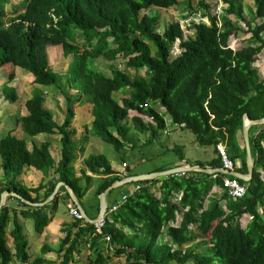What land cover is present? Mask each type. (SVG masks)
<instances>
[{"label": "trees", "instance_id": "1", "mask_svg": "<svg viewBox=\"0 0 264 264\" xmlns=\"http://www.w3.org/2000/svg\"><path fill=\"white\" fill-rule=\"evenodd\" d=\"M223 2L225 7L219 16L211 12L207 0L199 1L201 18H207L209 23L192 21L193 37L184 39L179 21L168 23L161 32L160 13L142 14L150 8L179 6L181 0H24L13 5L11 17V0H0V69L11 64L29 72L36 85L62 90L68 85L77 92L64 93L66 114L59 125L45 106L44 92L34 90L26 101L28 114L20 117L18 123L29 137L61 136L62 158L56 164L58 181L70 186L79 201L92 186V176L87 172L103 176L97 197L121 179L104 154L89 155L81 175H76V143L71 125L75 105L82 100L92 106V136L118 151L130 139L125 122L130 111L155 123L148 126H153V135L166 128L165 116L153 106L159 103L174 124L193 132L198 144L214 148L215 156L209 164L196 165L222 168L217 147L223 144L236 167L241 160L238 172L247 174V154L238 145L237 133L243 128L245 115L252 120L264 118V78L255 65L264 52V0H252L254 6L247 15L244 0ZM242 24L251 33L249 44L234 51L229 41L237 33H245ZM78 31L85 39L82 45L75 38ZM177 40L181 52L172 58ZM59 45L64 56L73 55L65 76L50 66L48 48ZM119 57L127 68L145 70V76L132 77L119 68L107 75L94 66L95 59L113 62ZM10 77L14 78L13 72ZM119 91L127 93L121 103L114 98ZM6 95L12 101L18 99L11 86ZM134 122L137 128L147 129L140 117H134ZM253 128L256 132H250V148L254 172L248 182L239 179L248 187L244 197H229L223 188V174L213 177L190 171L183 176L138 181L137 188L126 194L122 205L108 215L103 235L96 233L93 224L82 220L74 219L62 227L64 238L56 250L61 258L58 264H74L83 244L93 251L88 264H107L112 256L122 255L124 264H186L190 260L195 264H264V125ZM50 146L47 141L30 150L25 139L11 132L3 136L0 158L5 181L0 184V195L9 191L38 202L30 192H38L43 185L28 189L18 178L25 167L42 171L53 168L56 162ZM179 158L183 160L184 156L180 154ZM54 187L52 183L48 195ZM214 187L221 190L219 197L213 196ZM60 193L64 202L71 199L66 187ZM58 200L57 195L52 204L34 208L24 205L27 209L20 214L31 213L35 230L41 234L52 218L48 208L56 209ZM99 210L100 205L96 212ZM245 214L250 221L243 227L240 219ZM12 218L10 247V210L8 206L0 210V264H57L44 257L50 252L47 246L42 248V256L32 259L18 213L14 212ZM192 226L197 234L191 231ZM164 233L169 240L160 243ZM104 235L111 236L109 243L103 241ZM197 239L200 240L194 243Z\"/></svg>", "mask_w": 264, "mask_h": 264}, {"label": "rangeland", "instance_id": "2", "mask_svg": "<svg viewBox=\"0 0 264 264\" xmlns=\"http://www.w3.org/2000/svg\"><path fill=\"white\" fill-rule=\"evenodd\" d=\"M22 1L24 0H11V4L8 5V10H9V16H13V5H19ZM183 3L179 6L170 8V9H165V8H150L148 10H145L142 12L152 14L153 12H158L161 15V22L159 25V31H163V29L167 26L168 23L172 21H179L181 24V27L184 31V39H190V37H193L194 31L190 29V23L192 21H195L196 23L201 22L200 20L205 21V23H209L208 19H201V12L200 9H198L199 1L201 0H181ZM207 3L211 5V12L213 14L217 15H222L223 10L225 7V3L223 0H207ZM244 5L246 7V15L249 14V8H253L254 4L252 0H244ZM242 28L244 29L245 33H237L236 35L232 36L230 38L229 44L230 48L233 49L234 51H237L241 49L243 46H246L249 44V37L251 36V33L248 32L247 27L242 24ZM248 32V33H247ZM74 33V31H73ZM76 41L79 45H82L84 42V37L79 33V31L75 35ZM264 36V33H263ZM180 41L177 40L172 48V58L176 57L177 55L180 54L181 48L179 45ZM49 50V49H48ZM53 51V55L50 58V66L53 68L54 71L60 73L61 75H66L69 64L71 60L73 59V55L69 56H64L63 54V48L61 45L56 46L55 48H51V53ZM258 60L256 61L255 65L258 68L261 76L264 78V52L258 56ZM9 65V64H8ZM7 66L4 65L3 72L0 74V127L1 124H3V121L1 120L5 119V117L9 113H13L15 111L19 112L20 109L25 110V99L29 94H33L34 90H39L41 89L44 93V99L45 103L47 102V106L51 107L54 114L55 118L59 121L62 118V114L66 113V100L64 97V93H67L69 95H76L77 92L73 90L71 87L68 85H64V89H58L55 86L51 87H46V86H41V85H34L33 83L31 86L29 85L28 78L29 76H24L22 83L26 84L25 90H22V86H16L15 91L16 94L19 96L18 102L11 101L10 99H7L6 93L10 91V86L14 85L12 83V80H10V71L12 70L11 68L9 70H4L5 67ZM94 66L98 70L104 72L107 75H111L113 69H121L125 70L126 72L130 73L132 77H140V76H145V70H140L136 72L134 69L127 68L125 66V61L119 57L115 61L110 62L107 61L104 58H98L94 60ZM11 67V65H10ZM14 70L16 72H26L23 68H17L15 67ZM12 70V71H14ZM11 71V72H12ZM15 75V72L13 73ZM4 80L1 81V80ZM3 82V83H2ZM11 84V85H10ZM34 87V88H33ZM44 89H42V88ZM32 90V93L30 90ZM30 92V93H29ZM63 93V94H62ZM127 95L126 92L119 91L114 93V98L121 103L122 99ZM76 105H80L79 109H76L77 116L75 118L76 123L79 121V116L81 114L80 109L82 111L85 109V107L90 108L91 104L90 103H85L83 100L80 102H77ZM75 105V107H76ZM160 113H162L165 116L166 120V128L164 130H160L156 133V135H153V130L152 128L155 123L148 118L147 116L141 115L135 111H130L128 118L125 120L129 127V142L126 143L123 149L121 150H116V148L112 145L109 144L108 142L102 140L99 137H96V143H94L92 146L87 145V150H86V156L91 155V154H104L108 160L111 162H114L116 165H122L123 161H126L131 169L132 173H146L152 170H157V169H164L167 170L169 168H172L177 160H180L179 155L182 154L186 160H188L191 163H203V164H209L210 158H213L215 156L214 154V148L211 146H202L196 142L195 135L193 132L190 130L184 128L183 126H179L177 124H174L170 118V116L166 113L164 108L159 104L156 103L153 105ZM15 109V110H14ZM85 112V111H84ZM20 114V113H18ZM17 114V115H18ZM91 115V114H90ZM19 116V115H18ZM93 117V116H92ZM134 117H140L144 124L147 126L146 130H141L140 128H137L135 126L134 122ZM94 119V118H92ZM93 122V120H92ZM91 121H87V124H91ZM82 123V122H81ZM149 125H153L152 127H148ZM72 126V125H71ZM150 129V130H148ZM255 128L251 130V133L254 131ZM91 133V132H89ZM5 134H2L0 131V138H2ZM82 138L78 139V142L75 141L77 144L76 146L81 145ZM125 164V163H123ZM124 167V166H123ZM127 167V165L124 167V169ZM44 171V170H43ZM46 172V171H44ZM96 182L97 180L94 179ZM133 183H136L134 181ZM52 184V183H51ZM43 185H45L43 183ZM221 190L218 191L220 193ZM180 197V194L177 195ZM176 196V197H177ZM92 203V201H90ZM97 200L96 197H93V203L95 204L93 206L94 214L96 212L97 208ZM261 209V208H260ZM52 210V209H51ZM49 216L51 215V212L48 210L47 211ZM28 216L32 217L31 213H28ZM177 219H180V215H177ZM250 221V216L249 215H243L240 219L241 225L243 227H246L248 222ZM29 223L33 224L32 220H29ZM178 224V223H176ZM12 225V224H11ZM9 228V224L7 227V230ZM12 226H10V229ZM194 227L192 226L191 229L192 231ZM10 232V231H9ZM26 238H30L32 240L34 238L33 233L31 234L30 232H25ZM9 237V246L12 247L11 244V237ZM37 237V236H35ZM167 236L162 234V237L159 238V242L163 243L164 238ZM27 239V240H28ZM186 247V246H185ZM37 251V248H36ZM91 255L90 257H93V251H90ZM106 252V251H105ZM30 253L34 256L37 255L33 252V250H30ZM108 253V252H107ZM88 255V249L85 245L81 247V254L79 258H76V261L74 264H88L89 262V256ZM55 261H57V264L60 261V258L58 256H55ZM125 263V256H112L111 257V264H124ZM186 264H195L192 260L188 261Z\"/></svg>", "mask_w": 264, "mask_h": 264}, {"label": "crops", "instance_id": "3", "mask_svg": "<svg viewBox=\"0 0 264 264\" xmlns=\"http://www.w3.org/2000/svg\"><path fill=\"white\" fill-rule=\"evenodd\" d=\"M51 48H55V47H49L48 52H49V58L52 57L53 55V51L51 53ZM11 64H7V66L5 67L4 70H9L10 68L12 70H14V67ZM20 68V67H17ZM3 68L0 69V74H2ZM11 70V71H12ZM10 73H14V80H12V83L14 85H11V87H15L18 85L22 86V90H25L26 84H23V78L24 76H29L28 81H29V85L31 86V84L33 83V76L30 73H26V72H16V70L12 71ZM5 78L1 81L4 82ZM2 82V83H3ZM34 84V83H33ZM32 86H35L32 85ZM34 88V87H33ZM42 88V87H41ZM46 88V87H44ZM42 88V89H44ZM32 90H30V92L32 93ZM17 91V90H16ZM29 92V93H30ZM18 94V93H17ZM63 94V93H62ZM32 94H29V96L26 97L25 99V104L26 101L31 98ZM11 100V99H10ZM19 100V96L17 101H14L13 104L15 102H18ZM12 101V100H11ZM24 104V105H25ZM45 106L47 108H49L51 110V112L54 115V119L55 121L60 125L63 123L64 119H65V114H62V118L58 121L57 118H55V114L52 110L51 107L47 106V102L45 103ZM80 105H76L75 107V117L73 119L72 122V126L71 129L74 131L75 136L74 139L75 141L78 142L79 138H82L81 141V145L76 146V150H75V163H74V169L76 172L77 176L81 175V170L85 168V160L86 158L90 155L86 156V150H87V145L88 146H92L94 143H96V140L94 136H92L91 133V128H92V123L89 125L87 124V121H91L92 122V113H91V109L92 106L90 108L85 107V109L82 111V109H80L81 114L78 117L79 118V122L76 123L75 118L77 116V112L76 109H79ZM15 110V109H14ZM85 111V112H84ZM20 113V114H18ZM19 116H18V115ZM28 111L26 109V105H25V110L20 109L19 112L15 111L14 114L13 113H9L5 119L1 120V122L3 121V124H1L0 127V131L2 134H8L11 132L12 135L20 138V139H25L28 145V148L31 150L34 146H38L40 147L44 142H51V146H50V152L52 154V157L55 160V166L49 170H39L36 169L35 167H25L21 173V175L19 176V181L22 183L23 186L27 187L28 189H33V188H38L40 185H43V183L45 185H43V187L38 191V192H30L31 197L32 198H36L38 200V202L36 203H43L46 202V204H52L53 200L55 199V195H58V204L56 209L55 208H48V210L51 212L52 218L50 220V222L48 223L47 226H45L43 232L41 234H38L35 230V221L34 218L30 217V216H23L22 214H20L22 211L24 212V210H26L27 208L24 205H27L29 207H37L35 205H32L31 203H28L27 201L25 202V204H22V200L14 195H8L2 193L0 195V210L5 207L8 206L9 210H10V221H9V229L8 231H11L13 228V214L14 212L18 213V218H19V222L22 225L23 229H24V233L30 232L31 234L33 233L34 238L32 240H30V238L28 239L29 242V248H28V252L30 254V256L32 257V259L38 257V256H42V248L47 246L48 249L50 250V252L47 253V255H45L44 257L47 259H55V256H58V254H56V250L59 249V244L62 238H64V233H62V227L65 224L68 223H72L74 221V217L69 213V205L70 204H75L77 207H79L81 210L84 211V213L86 214V216L88 218L91 219H95L99 214L96 212L95 215H90V214H94V210H93V206L95 205L93 203V197L96 199L98 198L96 193H97V189L98 186L101 182V178L103 176H93L90 172H87V174H89L90 176H92V186L90 188V190L87 192V194L79 201V204H76L72 199H70L68 202H64L63 201V194L60 193L61 188L64 184H61L62 182L58 181V175L56 173V164L61 160L62 158V150H61V144H60V138L61 136L58 134H54V135H48V134H40L38 136L35 137H29L28 135H26V133L23 131L22 126L18 123V119L24 115H27ZM91 114V115H90ZM82 122V123H81ZM264 125V124H263ZM254 125H252L249 130H248V143L246 141L245 135L243 133V128L238 131L237 133V142L239 147L242 150H246V163H247V174L249 172V166H248V147H249V151L251 153V148H250V130ZM261 128V125H260ZM256 132V130H254ZM4 135V136H5ZM1 139V138H0ZM77 145V144H76ZM102 154V153H101ZM252 156V153H251ZM213 158H210L209 162L212 160ZM253 159V157H252ZM254 160V159H253ZM126 161L122 162V165H116L114 164V162H110L112 169L115 171V173L117 175L120 176L121 179L123 178H132V177H137L143 174H150V173H154V172H159L157 170H152L146 173H132L131 169H129L130 165L127 164V167L124 169L123 167V163H125ZM196 165L195 163H191L188 160L184 159L183 160H177L174 164V166L172 168L169 169H174V168H178V167H182V166H194ZM242 162L239 159L238 160V167H242ZM238 167H236V172L242 174L241 172H238ZM167 169V170H169ZM165 171V170H162ZM246 174V175H247ZM107 176H104V179ZM94 179H96L97 181L95 182ZM5 181V176H4V172L3 169L1 168V158H0V184L1 182ZM134 182V181H133ZM51 183L55 184V187L53 189V191L48 195V190L49 187L51 185ZM160 184H158L159 186ZM65 186V185H64ZM137 183H127L125 185H122L118 188H114L112 190H110L109 192L106 193L105 195V200L104 203L106 205L107 208L111 207L114 203L121 201L122 197L128 193H132L134 191V189H136ZM157 186V187H158ZM220 189L218 187H214L212 190L213 196H217L219 197L221 195V193H218ZM221 192V191H220ZM60 193V194H59ZM218 194V195H217ZM158 195V193H157ZM51 198V199H50ZM53 199V200H52ZM52 200V201H51ZM51 201V202H50ZM92 201V203L90 202ZM98 206L99 207V203H100V199L98 198ZM97 203V202H96ZM206 203L208 204V200L206 201ZM225 205V204H224ZM226 207V206H225ZM82 211V212H83ZM97 211V208H96ZM26 213V212H25ZM100 213V210H99ZM29 220L33 221V224L29 223ZM175 225V224H173ZM10 226H12V228L10 229ZM194 229V228H193ZM193 232L195 234H197V230L194 229ZM9 235V234H8ZM167 236L166 238H164V242L169 240V237L166 233H164V236ZM37 236V237H35ZM162 237V235H161ZM200 239H197L196 241H193L194 243L199 241ZM11 244L12 243V239H11ZM84 245V244H83ZM82 245V246H83ZM81 246V247H82ZM88 249V255H91L90 249L88 248V245H85ZM80 247V248H81ZM37 248V251H36ZM30 250H33V252L37 255V253H39L41 251L40 254H38L37 256H34L30 253ZM107 253V252H106ZM81 254V253H80ZM90 255L88 257H90ZM107 254H104V256H107ZM80 255H78L77 257L79 258ZM59 257V256H58ZM60 258V257H59ZM61 259V258H60ZM29 264V263H28ZM107 264H111V258L108 260Z\"/></svg>", "mask_w": 264, "mask_h": 264}, {"label": "water", "instance_id": "4", "mask_svg": "<svg viewBox=\"0 0 264 264\" xmlns=\"http://www.w3.org/2000/svg\"><path fill=\"white\" fill-rule=\"evenodd\" d=\"M264 124V118L262 119H258V120H252L250 119L247 115L244 116V125H243V133L245 135V138H246V141L248 143V130L249 128L252 126V125H263ZM248 166H249V172L247 175H244V174H240V173H237L235 174L237 177H239L240 179L244 180V181H249L252 179V175H253V172H254V160L252 159V156H251V153L249 151V147H248ZM190 171H201V172H205V173H213L214 169H211V168H203L201 167L200 165H194V166H182V167H178V168H174V169H169V170H165V171H159V172H154V173H150V174H143V175H140V176H137V177H132V178H124V179H121L119 181H116L112 184L111 187H109L108 189H106L103 193H101L99 195V199H100V213H99V216L96 220L100 219V218H103L106 211H107V207L104 203V200H105V195L107 192H109L110 190L114 189V188H118L122 185H125L129 182H133V181H144V180H152V179H156V178H161V177H167L169 175H174V174H178V173H181V172H190ZM219 172H221L222 170L219 169L218 170ZM63 184V183H61ZM65 187L67 188L68 190V193L71 197V199L76 203V204H79V201L74 193V191L72 190L71 187H69L68 185H65ZM7 193L11 194L10 192L7 191ZM16 195L17 197H20L19 195H17L16 193L14 194ZM51 199V198H50ZM30 203V202H29ZM32 205H35V206H42L44 204H46V202L44 203H31ZM86 217V220L89 221V219Z\"/></svg>", "mask_w": 264, "mask_h": 264}, {"label": "built area", "instance_id": "5", "mask_svg": "<svg viewBox=\"0 0 264 264\" xmlns=\"http://www.w3.org/2000/svg\"><path fill=\"white\" fill-rule=\"evenodd\" d=\"M217 148L222 157L223 169L226 171L225 173L227 174L223 177V186L226 188L228 194L233 198H239V197L244 196L246 193L247 187L244 184L240 183V181L236 177L234 178L230 173L235 170L236 168L235 163L227 156L225 148L221 144L218 145ZM123 166L125 167L126 164H123ZM182 175H184V173H182ZM214 176H217V175H214ZM126 198L127 196H123L122 201L120 203L114 204L110 208L108 213H112L116 211L118 207L126 200ZM69 212L75 219L82 220L84 218L83 213L80 211V209L74 205H69ZM105 224H106L105 219H100L99 221H97L95 223L96 231L98 233H102ZM104 240L106 242H110L111 236L105 235Z\"/></svg>", "mask_w": 264, "mask_h": 264}, {"label": "clouds", "instance_id": "6", "mask_svg": "<svg viewBox=\"0 0 264 264\" xmlns=\"http://www.w3.org/2000/svg\"><path fill=\"white\" fill-rule=\"evenodd\" d=\"M201 18V17H200ZM201 19H203V18H201ZM200 21H203V20H200ZM203 22H205V21H203ZM27 73H29V72H27ZM14 79V78H13ZM17 101V100H16ZM26 105V104H25ZM220 145V144H219ZM224 148H225V146L223 145V144H221ZM207 168H209V167H207ZM212 169V168H211ZM219 169H221L222 171L221 172H219L218 170ZM214 170H216V171H214L213 173H211L212 175H213V177H217L219 174H223L224 176L225 175H227L225 172V170L223 169V167L222 168H218V169H214ZM182 173H187V172H181V173H178V174H174V175H180V176H183L182 175ZM231 173V175L235 178H237L238 180L240 179L239 177H237L235 174H237V172H236V168H235V170L234 171H232V172H230ZM214 175H217V176H214ZM244 175H246V174H244ZM223 176V177H224ZM222 177V178H223ZM124 179V178H123ZM121 180V179H120ZM119 181V180H118ZM250 181V180H249ZM245 182H248V181H245ZM63 183V182H62ZM241 183V182H240ZM64 185H66L65 183H63ZM243 184V183H242ZM63 185V186H64ZM246 187H247V185L246 184H244ZM62 186V187H63ZM65 187V186H64ZM70 187V186H69ZM136 188H137V186H136ZM223 188L226 190V188L223 186ZM248 188V187H247ZM67 189V188H66ZM68 191V190H67ZM227 191V190H226ZM5 192V194H8V195H14L15 193L14 192H10L11 194H9V193H7V191H4ZM3 192V193H4ZM9 192V191H8ZM228 193V192H227ZM246 193H247V190H246ZM246 193H245V195H246ZM18 195V194H17ZM244 195V196H245ZM14 196H16V195H14ZM20 196V195H19ZM124 196H126V195H124ZM244 196H242V197H244ZM17 197V196H16ZM55 198H56V195L54 196ZM77 197V196H76ZM229 197L230 198H232V199H237V198H233V197H231L230 195H229ZM242 197H239V198H242ZM18 198H20L21 200H22V202H26L27 200H25V199H23L21 196L20 197H18ZM71 198V197H70ZM98 198H99V196H98ZM123 198V197H122ZM78 199V198H77ZM53 200V199H52ZM51 200V201H52ZM50 201V202H51ZM79 201V200H78ZM122 201V200H121ZM121 201H118V202H116V203H120ZM24 202V203H25ZM28 203L30 202V201H27ZM30 203H32V202H30ZM44 203V202H43ZM116 203H114V204H116ZM223 203L226 205V201H223ZM113 204V205H114ZM44 205H46V204H44ZM44 205H42V206H44ZM70 205H74V206H76L75 204H70ZM99 205H100V203H99ZM112 205V206H113ZM122 205V204H121ZM42 206H37V207H42ZM111 206V207H112ZM77 207V206H76ZM111 207H109V208H107V211H106V213H105V215H104V217L103 218H100V219H105L106 220V224H107V217H108V215L110 214V213H108V211L110 210V208ZM77 208H79V207H77ZM80 209V208H79ZM80 211L82 212L83 210H81L80 209ZM70 213V212H69ZM83 213V216H84V218L82 219V221H85V222H89V223H91V224H93L94 225V229H95V231H96V228H95V223L97 222V221H99L100 219H98V220H96L97 218H98V216L95 218V219H91V218H88L89 219V221L88 220H86V214L84 213V211L82 212ZM99 214V213H98ZM75 219V218H74ZM75 220H78V219H75ZM106 224H105V226H106ZM13 225V224H12ZM173 225V224H172ZM178 225V224H177ZM104 226V227H105ZM9 229V228H8ZM13 229V228H12ZM104 229V228H103ZM191 231H192V229H191ZM11 232V231H10ZM9 231H8V234L10 233ZM96 233H98L97 231H96ZM98 234H102L103 235V231H102V233H98ZM105 236V235H104ZM8 239H9V237H8ZM12 239V238H11ZM104 239V238H103ZM105 243H106V241L105 240H103ZM107 243H109V242H107ZM8 244H9V242H8ZM84 245H87V244H84ZM12 246H13V244H12ZM186 249V247H183V250H185ZM77 258V257H76Z\"/></svg>", "mask_w": 264, "mask_h": 264}]
</instances>
